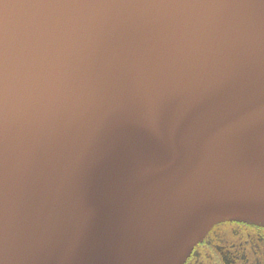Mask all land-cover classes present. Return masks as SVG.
I'll return each mask as SVG.
<instances>
[{"label": "water", "instance_id": "water-1", "mask_svg": "<svg viewBox=\"0 0 264 264\" xmlns=\"http://www.w3.org/2000/svg\"><path fill=\"white\" fill-rule=\"evenodd\" d=\"M264 229V0H0V264H184Z\"/></svg>", "mask_w": 264, "mask_h": 264}, {"label": "flooded vegetation", "instance_id": "flooded-vegetation-1", "mask_svg": "<svg viewBox=\"0 0 264 264\" xmlns=\"http://www.w3.org/2000/svg\"><path fill=\"white\" fill-rule=\"evenodd\" d=\"M212 254L217 264H264V229L224 222L215 225L184 264Z\"/></svg>", "mask_w": 264, "mask_h": 264}, {"label": "rangeland", "instance_id": "rangeland-1", "mask_svg": "<svg viewBox=\"0 0 264 264\" xmlns=\"http://www.w3.org/2000/svg\"><path fill=\"white\" fill-rule=\"evenodd\" d=\"M194 264H217V260L212 254H209L207 258L199 259Z\"/></svg>", "mask_w": 264, "mask_h": 264}]
</instances>
